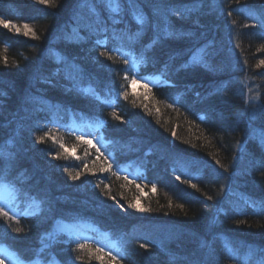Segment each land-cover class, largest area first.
<instances>
[{"label": "trees", "instance_id": "1", "mask_svg": "<svg viewBox=\"0 0 264 264\" xmlns=\"http://www.w3.org/2000/svg\"><path fill=\"white\" fill-rule=\"evenodd\" d=\"M109 3L0 0V20L21 29L0 24V191L24 205H0V247L27 264H264V0ZM136 76L170 84L133 88ZM85 122L113 161L55 128ZM33 201L39 217L23 214ZM58 221L109 231L124 256L56 233Z\"/></svg>", "mask_w": 264, "mask_h": 264}, {"label": "rangeland", "instance_id": "2", "mask_svg": "<svg viewBox=\"0 0 264 264\" xmlns=\"http://www.w3.org/2000/svg\"><path fill=\"white\" fill-rule=\"evenodd\" d=\"M1 19L4 22H9L10 25L18 26L17 23L13 21H10L8 19H3V17ZM9 28L12 31L16 30V27H13L12 29V26H10ZM134 78L136 79V82L135 83L131 82V84L134 86L133 88L139 86V84H141L142 82L140 81L139 77H134ZM162 83H167V80L166 81L163 80ZM248 87L251 92L253 91L254 93L256 91V88L253 84L250 83ZM252 97L255 101H257L259 96L257 94H254ZM23 123H26V120L17 119L15 122L16 125L23 124ZM55 128L66 130L68 133H73L75 137L84 136L86 139H92L93 144L95 145L96 148H99V150L102 152V155L104 153V148L107 147L110 143V141L107 139L103 130L100 127L95 126L90 122L80 123L75 127L67 126L64 129L59 128L58 126H56ZM77 141H80V140H77ZM81 144L83 145L84 148L86 147L88 148V146H91V145L84 144L83 142ZM103 156L105 157L106 160L113 161V156L108 155V154H104ZM124 175L128 177L130 180L134 181L136 186L139 188L141 192L143 191L145 192L146 188L153 189L154 187V185L150 181H148L144 175H142L141 173L137 171L134 172L131 170H124ZM0 205L4 206L6 209L10 210L16 215H21L22 214L21 210L24 207L23 202L19 199L18 190H16L15 188L9 187V186L3 188L0 191ZM30 211L37 212L39 211V208L37 205H32ZM67 226H68V229H65V227ZM55 227H56V233L59 232V233L67 234L68 236L75 238L76 241H86V242L97 243L101 245V247H104L110 250L117 257L124 256L123 250L117 247L118 242L116 239L113 240L111 238H108V240L103 239V241H99L101 240L99 238L100 235L96 234L94 226H91L87 223H81L80 225H77L75 223L69 224V223H65L62 221H58ZM54 236L55 234L52 232L44 233L42 241L48 242L49 240H52ZM228 246H229L231 253L238 255V256L242 254L243 258L249 259L251 252H248L245 249L240 250L241 248H244V247H240L230 242H228ZM116 248L118 249L116 250ZM1 249L5 251L3 253L0 252V260H3L4 264H27V263H24L22 260H20L14 253L9 251L8 249L0 247V250ZM256 255H257V252H255V256ZM38 264H59V263L43 262V263H38Z\"/></svg>", "mask_w": 264, "mask_h": 264}, {"label": "snow or ice", "instance_id": "3", "mask_svg": "<svg viewBox=\"0 0 264 264\" xmlns=\"http://www.w3.org/2000/svg\"><path fill=\"white\" fill-rule=\"evenodd\" d=\"M39 2L40 3H43V4H48V3L51 2V0H39ZM113 3H114V0H110V3L108 5V7L112 8L113 11H119L120 10L119 4H116L115 7H113ZM135 19L141 25L147 24V21L145 20V18L142 15L135 16ZM0 24H2L3 27H5V28H8L10 26L16 27L17 33H19L20 30H21L19 26L10 25L9 22H4L3 20H0ZM23 28L25 30L24 31V34L25 35H28L29 33H32L34 35L33 30L31 28H29L28 24L25 23L23 25ZM157 31L158 32L162 31L165 35H168L169 33H168V30H167L166 22H165V27H163V28H161L160 25L158 24L157 25ZM101 55H106V53L102 52ZM193 62L194 63L201 62V57H193ZM125 63L127 64V60L125 61ZM261 63L264 64V61H261ZM125 79H127V76H125ZM132 82L135 83L136 82V79L133 78ZM46 136H48V133L47 132L45 133L44 136H41V137L38 138V142H43ZM76 138H77V140L82 141L84 144L91 145V146L95 147V145L93 144V140L92 139H86L84 136H77ZM61 148H64V145L63 144H61ZM65 151H67V149H65ZM72 151L74 153L75 152V148H73ZM96 151L99 152L100 151L99 148H96ZM55 158L58 159L59 158V154H57ZM97 159H99V156L97 157ZM108 167L111 168V164H109ZM85 168H87V165H85ZM65 170L67 171V169H65ZM103 170L104 169H101V171H103ZM71 178L73 180H78L80 178V173L77 172L76 175L72 176ZM192 187L195 188L196 185L193 184ZM209 199H211V198L209 197ZM132 206L135 207L136 205H132ZM138 210L145 211V209H143V208H139ZM0 216H4V217H7L8 216V212H6L3 207H0ZM15 231L19 232V231H21V229L17 228V229H15ZM77 247L80 248V249H82V248L85 247V245L78 244ZM141 247H144V245H141ZM98 251H102V249H98ZM108 255H111V253H108ZM77 259H79V257H77ZM97 259H100V257H97ZM112 260H116V257L115 256H112ZM0 264H4L3 260H0Z\"/></svg>", "mask_w": 264, "mask_h": 264}, {"label": "bare ground", "instance_id": "4", "mask_svg": "<svg viewBox=\"0 0 264 264\" xmlns=\"http://www.w3.org/2000/svg\"><path fill=\"white\" fill-rule=\"evenodd\" d=\"M3 19H5V18H3ZM65 229H68V226H67V227H65ZM0 252H2V253H3V252H5V251L1 249V250H0Z\"/></svg>", "mask_w": 264, "mask_h": 264}, {"label": "built area", "instance_id": "5", "mask_svg": "<svg viewBox=\"0 0 264 264\" xmlns=\"http://www.w3.org/2000/svg\"><path fill=\"white\" fill-rule=\"evenodd\" d=\"M12 29H13V27H12ZM15 31H16V30H15ZM15 31H14V32H15Z\"/></svg>", "mask_w": 264, "mask_h": 264}]
</instances>
